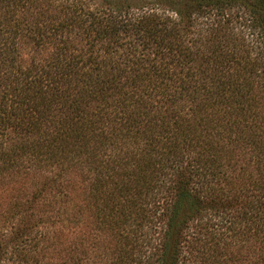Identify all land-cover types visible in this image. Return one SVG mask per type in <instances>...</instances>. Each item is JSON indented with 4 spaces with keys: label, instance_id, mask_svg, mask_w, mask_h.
Masks as SVG:
<instances>
[{
    "label": "trees",
    "instance_id": "obj_1",
    "mask_svg": "<svg viewBox=\"0 0 264 264\" xmlns=\"http://www.w3.org/2000/svg\"><path fill=\"white\" fill-rule=\"evenodd\" d=\"M0 264H264V0H0Z\"/></svg>",
    "mask_w": 264,
    "mask_h": 264
}]
</instances>
